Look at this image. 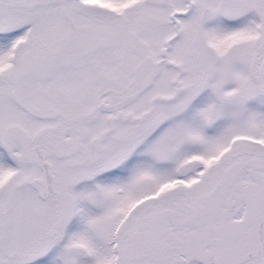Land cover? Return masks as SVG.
Segmentation results:
<instances>
[{
    "label": "snow or ice",
    "instance_id": "snow-or-ice-1",
    "mask_svg": "<svg viewBox=\"0 0 264 264\" xmlns=\"http://www.w3.org/2000/svg\"><path fill=\"white\" fill-rule=\"evenodd\" d=\"M0 264H264V0H0Z\"/></svg>",
    "mask_w": 264,
    "mask_h": 264
}]
</instances>
